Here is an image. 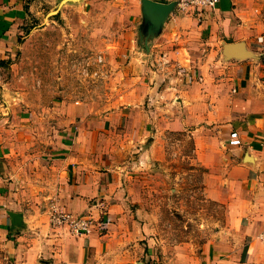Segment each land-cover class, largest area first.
Here are the masks:
<instances>
[{
  "label": "crops",
  "instance_id": "0c3cea01",
  "mask_svg": "<svg viewBox=\"0 0 264 264\" xmlns=\"http://www.w3.org/2000/svg\"><path fill=\"white\" fill-rule=\"evenodd\" d=\"M43 1L55 2L0 0V59L8 57ZM109 1L114 0L64 3L71 11L87 12L85 21L97 31L105 20L127 24L125 40L109 41L107 47L105 31L95 33L104 53L100 63L111 57L110 78L125 82L109 98L106 113L98 102L50 99L46 116L28 117L21 104L25 93L14 89L13 80L0 79V264H153L152 225L141 209L129 208L128 196L117 187L122 179L113 168L112 148L104 150L108 155L99 151L101 137L119 124L149 165L164 160L159 141L164 132L191 133L194 158L205 168L206 194L224 204L228 222L192 264H264L262 68L222 53L226 42L248 47L259 35L253 27L256 0L175 9L148 50L138 35L140 0L114 1L116 6ZM57 111L64 114L58 118ZM30 118L39 123L37 136L30 124L20 125ZM121 146L123 151L128 143ZM52 202L91 216L89 231L76 236L52 225Z\"/></svg>",
  "mask_w": 264,
  "mask_h": 264
},
{
  "label": "rangeland",
  "instance_id": "374dc122",
  "mask_svg": "<svg viewBox=\"0 0 264 264\" xmlns=\"http://www.w3.org/2000/svg\"><path fill=\"white\" fill-rule=\"evenodd\" d=\"M66 1L70 6L74 3ZM114 1H109L110 6H116ZM65 2L55 0L51 4H38L37 15H31L22 26L23 33L18 35L13 50L7 51L8 57L0 59V79L13 80L14 89L25 93L21 104L27 110L23 114L28 117L36 113L46 116L52 106L50 99L60 102L86 99L90 103H100L99 108L104 107L101 111L106 113L109 98L116 88L125 84L123 80L110 78L114 70L111 57L103 65L97 61L103 52L95 33L105 31L102 35L107 47L109 41L125 40L127 24L105 20L99 26L102 29L97 31L96 24L93 26L85 21L87 12L66 9ZM256 6L253 27L259 28V35L248 46L254 52V57L248 59L261 64L264 80V0H256ZM95 17L93 22L96 23L99 18ZM124 59L121 61L126 65ZM56 114L59 118L64 112ZM19 122L20 125L30 124L29 129L37 136V121L30 118ZM17 123L15 120L14 124ZM120 125L113 128L112 134L108 131L110 136L106 132L105 137H101L99 151L104 155L107 154L104 150L112 148L113 168L122 179L117 187L128 196L129 208L141 209L152 225L154 242L149 260L153 264H192L209 243L220 237L228 222L224 204L206 194L204 167L194 158L191 133L187 130L164 132L159 140L164 160L161 165H149L136 150L138 145H129L130 139L123 137ZM121 142L128 143L127 149L121 150ZM121 161H124L122 169Z\"/></svg>",
  "mask_w": 264,
  "mask_h": 264
},
{
  "label": "water",
  "instance_id": "95a60500",
  "mask_svg": "<svg viewBox=\"0 0 264 264\" xmlns=\"http://www.w3.org/2000/svg\"><path fill=\"white\" fill-rule=\"evenodd\" d=\"M65 1L66 0H62V2ZM175 9L176 0L168 2L140 0L141 22L138 27V35L146 50L149 49L150 41L161 32L169 15L172 14ZM222 53L225 59H245L254 55V52L250 50L243 41L224 43ZM9 216L11 222H13L16 215L12 213ZM14 222L16 224L18 223V221ZM138 264L147 263L141 261Z\"/></svg>",
  "mask_w": 264,
  "mask_h": 264
},
{
  "label": "built area",
  "instance_id": "2783aa9c",
  "mask_svg": "<svg viewBox=\"0 0 264 264\" xmlns=\"http://www.w3.org/2000/svg\"><path fill=\"white\" fill-rule=\"evenodd\" d=\"M218 0H176V9L183 11H198L214 8ZM97 61L101 62L99 55ZM49 222L67 230L69 233L80 236L86 234L93 224V219L85 214H73L59 207L57 203H50L48 208Z\"/></svg>",
  "mask_w": 264,
  "mask_h": 264
},
{
  "label": "trees",
  "instance_id": "16d2710c",
  "mask_svg": "<svg viewBox=\"0 0 264 264\" xmlns=\"http://www.w3.org/2000/svg\"><path fill=\"white\" fill-rule=\"evenodd\" d=\"M204 172H205V168H204Z\"/></svg>",
  "mask_w": 264,
  "mask_h": 264
}]
</instances>
